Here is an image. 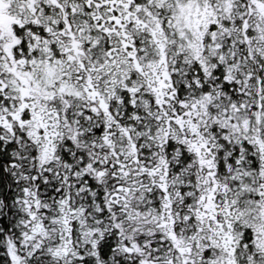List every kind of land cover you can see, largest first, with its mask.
<instances>
[{"label":"snow or ice","instance_id":"obj_1","mask_svg":"<svg viewBox=\"0 0 264 264\" xmlns=\"http://www.w3.org/2000/svg\"><path fill=\"white\" fill-rule=\"evenodd\" d=\"M0 264H264V0H0Z\"/></svg>","mask_w":264,"mask_h":264}]
</instances>
